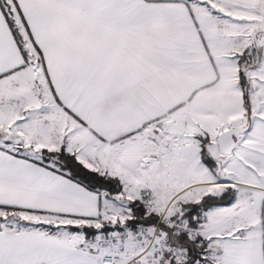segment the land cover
Wrapping results in <instances>:
<instances>
[{
  "label": "snow or ice",
  "instance_id": "1",
  "mask_svg": "<svg viewBox=\"0 0 264 264\" xmlns=\"http://www.w3.org/2000/svg\"><path fill=\"white\" fill-rule=\"evenodd\" d=\"M0 264H264V0H0Z\"/></svg>",
  "mask_w": 264,
  "mask_h": 264
}]
</instances>
